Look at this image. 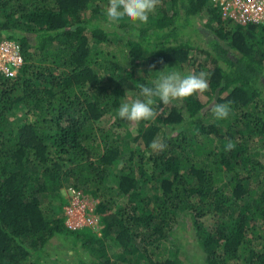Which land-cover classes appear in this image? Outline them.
Returning <instances> with one entry per match:
<instances>
[{
  "label": "trees",
  "instance_id": "obj_1",
  "mask_svg": "<svg viewBox=\"0 0 264 264\" xmlns=\"http://www.w3.org/2000/svg\"><path fill=\"white\" fill-rule=\"evenodd\" d=\"M93 2L0 0V42L16 41L23 58L16 78H0V264H46L54 240L77 254L74 264H182L166 244L178 224H191L204 264H264V26L223 21L208 0H160L146 24L109 31ZM111 36L124 44L109 50ZM192 52L205 56L192 65L208 90L180 106L157 101L140 129L145 147L158 137L167 148L133 151L120 104L152 73H182ZM224 103L229 117H212ZM252 135L261 146H249ZM65 184L96 201L102 238L57 216Z\"/></svg>",
  "mask_w": 264,
  "mask_h": 264
},
{
  "label": "rangeland",
  "instance_id": "obj_2",
  "mask_svg": "<svg viewBox=\"0 0 264 264\" xmlns=\"http://www.w3.org/2000/svg\"><path fill=\"white\" fill-rule=\"evenodd\" d=\"M101 2L102 8H104L105 10V6L108 3V0H95V3ZM94 3V2H93ZM92 3V4H93ZM94 3V4H95ZM104 18L106 20V27L108 28V30L110 31L109 27H112V21H109L106 18V14L104 11ZM152 19V13L149 16V21ZM196 22L198 23V25H201L202 22L205 20L204 19V15H200L197 18H195ZM135 24H140V23H135ZM202 45V48H206V43L205 42H201L199 41ZM108 43H109V50H113L115 48H119V46L121 47L122 44H124V41L122 40L120 43L116 42V39L114 37H110L108 39ZM108 46V45H107ZM191 62L188 63L189 65H187L186 67H184V71L180 73L182 75L187 74V73H193V71L195 70L196 66L194 67L193 64H195L196 62L198 63H202L205 61V56L203 54H199L197 52H192L191 54ZM196 61V62H193ZM197 64V63H196ZM195 64V65H196ZM192 66L194 68H192ZM205 72V71H204ZM157 74V75H156ZM152 73L153 76H160V73ZM208 79V77H207ZM137 98L136 93L133 94H128L126 96V98L124 99V102H130L131 100H134ZM172 104L176 105V106H180L181 105V101H173L171 102ZM210 114L212 117H214L212 111H210ZM20 115L19 112L16 113L15 117H18ZM118 116V113H117ZM124 120V119H122ZM103 121V125H105L106 127L111 126L115 123V116L113 115H109V116H105L104 119H102ZM126 121V129L128 130L126 132L128 138L131 140V143L129 144V147L133 150V151H137V150H142L144 153L149 154L152 153L153 150L151 149V147H145V142H146V130H144V132L141 131L140 129V122L136 123V122H129L127 120ZM144 127V125H143ZM223 133V132H221ZM159 136V135H158ZM250 137V145L252 147H257V146H261V138L257 137L255 135L249 136ZM158 138V137H156ZM224 141V140H223ZM115 179L114 178H110L109 179V185L113 186L115 188V184L113 183ZM66 185V184H65ZM70 187L69 185H66L63 187V196L64 194H66V189ZM65 190V191H64ZM153 194V193H152ZM84 202L86 203V206L88 209H94L96 201L93 200L91 197L84 195ZM68 198V197H67ZM44 199V203L48 206L51 207H56L58 200L56 199V197H51V196H47L45 195L43 197ZM115 209L117 207H124V202L122 201L121 198L116 199L115 201ZM62 205V211L61 214L59 212V214H57V216L59 217V215H63L64 212V208H66V203L65 204H61ZM87 209V210H88ZM98 222L96 223V225H93L91 230H83L82 232L91 234L96 236L97 238H102V234L103 231L105 229V222H103L102 218H100L98 216ZM181 221V220H180ZM200 224L202 227H204L205 229H209L210 225H211V219L209 217L207 218H203L200 220ZM179 225V226H178ZM178 228H175L173 235L171 237V239H169V242H166L167 247H169L172 250H177L178 252V258L181 260L182 264H204L203 262V250L197 245V243L195 242V233L194 230L191 228V224H186V225H181L178 224ZM106 244L109 247V255L111 257V259L113 261H118V257H119V252L114 249L113 250V245L106 240L105 241ZM109 242V243H108ZM179 247V249L177 248ZM68 248L65 247V245L63 244L62 241L59 240H54L52 241V243L47 246L46 252H45V263L46 264H74L76 259H77V254L74 253L73 251L67 250ZM81 251V252H80ZM79 253L84 256L85 252L83 250H80Z\"/></svg>",
  "mask_w": 264,
  "mask_h": 264
},
{
  "label": "clouds",
  "instance_id": "obj_3",
  "mask_svg": "<svg viewBox=\"0 0 264 264\" xmlns=\"http://www.w3.org/2000/svg\"><path fill=\"white\" fill-rule=\"evenodd\" d=\"M160 0H108L105 6L106 18L115 23H141L149 21L151 13L155 12ZM208 74L204 71L182 75L178 71H171L160 75L152 81L151 86L139 85L140 91L136 99L123 102L118 108V116L129 122L154 120L157 112V101L167 105L173 101H183L196 94L208 90ZM217 120L229 117L231 108L227 103L214 104L211 108ZM154 152L166 150L167 144L159 138L154 139L150 145ZM235 145L229 142L226 150H231Z\"/></svg>",
  "mask_w": 264,
  "mask_h": 264
},
{
  "label": "built area",
  "instance_id": "obj_4",
  "mask_svg": "<svg viewBox=\"0 0 264 264\" xmlns=\"http://www.w3.org/2000/svg\"><path fill=\"white\" fill-rule=\"evenodd\" d=\"M223 21L236 26H264V0H208ZM23 58L19 44L14 40L0 42V78L14 79L19 75ZM65 191V190H64ZM64 198V226L67 230L78 232L91 230L98 222L94 209H88L83 194L71 187L66 189ZM68 197V198H67ZM88 209V210H87Z\"/></svg>",
  "mask_w": 264,
  "mask_h": 264
}]
</instances>
